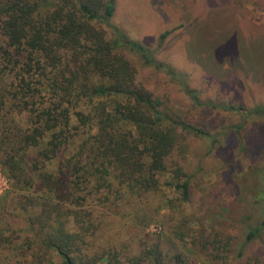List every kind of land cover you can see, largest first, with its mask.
Wrapping results in <instances>:
<instances>
[{
	"label": "trees",
	"instance_id": "trees-1",
	"mask_svg": "<svg viewBox=\"0 0 264 264\" xmlns=\"http://www.w3.org/2000/svg\"><path fill=\"white\" fill-rule=\"evenodd\" d=\"M114 11V0H0V264H189L153 239H99L122 207L138 235L150 226L134 213L146 194L189 200L190 178L166 160L203 134L137 80L129 55L176 73L114 27Z\"/></svg>",
	"mask_w": 264,
	"mask_h": 264
},
{
	"label": "rangeland",
	"instance_id": "rangeland-1",
	"mask_svg": "<svg viewBox=\"0 0 264 264\" xmlns=\"http://www.w3.org/2000/svg\"><path fill=\"white\" fill-rule=\"evenodd\" d=\"M114 2L110 23L176 73L129 55L137 80L172 118L203 134H186L166 160L190 178L189 200L168 187L146 194L134 213L154 218L150 226L138 235L122 207L126 216L110 219L99 239H153L164 255L186 253L189 264H264V227L245 244L264 218V0ZM3 179L1 194L9 189Z\"/></svg>",
	"mask_w": 264,
	"mask_h": 264
},
{
	"label": "built area",
	"instance_id": "built-area-1",
	"mask_svg": "<svg viewBox=\"0 0 264 264\" xmlns=\"http://www.w3.org/2000/svg\"><path fill=\"white\" fill-rule=\"evenodd\" d=\"M0 176L4 178L3 179V183H4V186H5V188H4V190H5L7 188L8 181H7V179L4 176H2V173L1 172H0ZM2 192H3V189L0 190V195H1Z\"/></svg>",
	"mask_w": 264,
	"mask_h": 264
}]
</instances>
